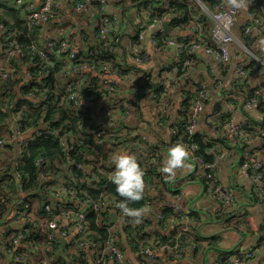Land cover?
<instances>
[{"label": "built area", "instance_id": "obj_1", "mask_svg": "<svg viewBox=\"0 0 264 264\" xmlns=\"http://www.w3.org/2000/svg\"><path fill=\"white\" fill-rule=\"evenodd\" d=\"M118 1V0H112ZM198 4L199 1L195 0ZM109 0H77L73 6L75 13L86 9L95 11L97 23L94 29L95 39L98 47L104 44H118L119 38L115 30L119 29V17L107 12ZM63 0H43L38 6L28 0H14V5L21 8L22 16L27 27L25 37L29 38L27 46H22L20 42L21 33L4 25L0 22V48L8 68L0 71V90L6 91L10 85H16L21 88L29 86L32 75L30 73V60L36 58L37 64H48L49 57L65 59L70 63V67L63 73L60 86L63 89L66 100L71 110L84 117L88 108L82 106V102L92 104L96 102L93 94H86L80 89L84 78V71H91L98 76V83L104 96H110L116 93L121 84L108 78L109 68L105 64H96L85 61L80 55L83 46L73 47L70 39L62 37L59 40H42L40 28L46 25L58 14ZM166 5V4H165ZM247 21L241 29V34L252 35L256 39L264 37V4L261 6L259 14L252 11L248 2ZM239 10L226 7V0H215L213 10L209 14L210 28L206 32L199 19L193 21L183 30H177L173 35L165 38L164 45L166 50L174 51L179 57L172 66L167 65L165 70L173 72L168 77V85L178 97L179 104L186 102L188 107L182 111L186 116L185 125L181 127L180 136L179 123L171 125L168 128L167 146L174 144H184L191 153L188 158L192 166V173L201 178L204 184V190L213 201V213L222 215L228 212L238 200L236 192L221 184L217 168L222 159H228L233 152L239 159L233 161L236 169L253 185L257 199L254 203L244 207L245 220L250 231L260 233V244L246 249L233 248L228 251L219 252L212 264H245L254 258L258 251L264 246V231H261V225L264 224V86H257L249 89L244 94H234L232 89L237 86L243 91L248 86L249 74L247 69L241 64H236L233 68L235 81L230 87L224 88L219 73L208 67L209 84H205L196 79L190 67L192 60L198 59L197 52L203 51L218 67L226 68L230 62L231 56L236 55V47L247 51L241 44L236 46L233 31L237 28L236 16ZM144 21V27L139 30L136 37L130 40L128 44L127 55L136 65L144 66L149 63V55L141 51L142 45L148 38L149 43L156 45V38L164 35L161 28L162 23L167 22L168 15L158 17L153 11L144 9L141 13ZM152 29L150 36L148 32ZM236 46V47H235ZM126 56V55H125ZM18 61L10 62V61ZM251 60L261 65L264 70V50L258 54H251ZM24 64V68L20 66ZM129 73V72H127ZM125 73V76L126 74ZM129 77V75H128ZM18 82V83H17ZM123 88V83H122ZM135 89V92L139 91ZM3 91H1L3 93ZM188 92L192 93L190 95ZM46 97L42 96V100ZM156 101V97H153ZM219 104L220 109L215 117L217 127L220 129L225 140L231 142V147L210 144L201 134L199 129L200 117L206 107L211 102ZM158 112L162 120L170 119L171 110L175 104L174 96L165 97V99L156 101ZM237 104L244 111L250 112V106L255 105L259 119H248L247 117L236 120L233 105ZM130 106L122 105V115H128ZM8 132L5 138L0 140V147L12 146L16 139L26 133H33L27 140L18 142V153L21 152V146L26 142H35L37 137L46 129L44 125H36L24 128L22 120L17 115H11L8 123ZM98 128L92 132L93 139L101 149L111 151L113 155L118 153L115 142L119 139H127L130 144L150 146V142L143 134H137L136 138H129L125 123L116 124L115 114L107 115L100 121ZM196 136H200L205 146V155L199 153V145L196 142ZM229 149H233L232 151ZM131 154V153H130ZM233 159V158H232ZM13 166L16 162L13 160ZM40 161L36 160L39 166ZM3 170L0 169V178H3V184L0 183V223L2 220L1 205L4 197L8 195V188L11 185V178L18 177L15 172L13 176H3ZM40 178L44 175L39 173ZM47 197L51 202H43L38 206L35 198L22 197V201L14 208L12 222L15 232L7 241L5 250L11 256V264H26L23 254L20 252L21 243H26L25 234L35 230L40 232L42 241L45 245V251L48 253L42 256L38 264H56V256L50 253L57 246L58 238L55 231L61 222H67V225L61 227L59 237L64 238L70 232L73 233V239L70 243L69 253L77 255L78 251L89 248L93 251L94 257L91 264H131L126 259L124 252L119 248L116 227L114 223L108 221V210L112 209L118 215L122 225H130L135 222L134 218L125 215L116 205L118 201L106 194H100L97 199L86 200L77 199L74 207H60L57 200L60 197V190H46ZM143 214L149 212L150 204L146 203L143 207ZM163 209H169L173 213L175 220L179 221V228L171 235L163 238L155 246H144L138 250L135 264H156L157 255L161 254L165 259L178 260L186 254L195 251V244L185 238L188 227L191 223L197 221V217L187 212L182 206L176 203H166ZM93 213L96 224L104 228L105 236L103 238L92 239L87 215ZM162 218V215H158ZM110 220V219H109ZM37 221V222H36ZM71 249V250H70Z\"/></svg>", "mask_w": 264, "mask_h": 264}, {"label": "crops", "instance_id": "obj_2", "mask_svg": "<svg viewBox=\"0 0 264 264\" xmlns=\"http://www.w3.org/2000/svg\"><path fill=\"white\" fill-rule=\"evenodd\" d=\"M28 1L32 2L34 6H38L43 0ZM76 1L77 0H63L58 14L56 13L49 23L40 28V35L42 40H59L62 37H67L70 39V43L73 47L79 48L83 46L81 55L88 57L91 50H98L100 48L98 47V42L94 35L97 15L95 11L91 9L75 13L73 11V6ZM198 1L199 4L195 2L200 8V11L206 14L209 19V14L212 12L213 6L210 5L208 1L206 3L201 2V0ZM256 1L260 0H254V8L252 11L259 14L261 13L260 10L261 6L264 4V0H262V4H256ZM4 2L9 6L12 5L16 9H19V14L23 19L21 8L14 5V0H4ZM248 2L251 5L252 2L250 0H248ZM107 12L120 19L119 29L117 31L115 30L119 38V43L117 46L108 49L114 56V59H110L103 63H107L106 65L109 68L108 78L117 80L121 84V88L113 95L104 96L98 83V76L91 71H84L86 77L80 85V89L86 94H93L96 97V102L92 104L82 102V106L88 108L87 112L92 116L93 124L99 123L107 115L115 114L116 124L125 123L129 138H136L137 134L145 135L150 142V146L133 145L130 144V141L125 139L119 142L120 145L117 147V151H127L135 155L137 163L142 161L146 164V167H148L149 163L150 165H154V171L162 178V181L159 179L155 181L154 187L147 189L149 191L148 196L151 199L149 203L150 208L149 212L145 213L140 218L138 226L136 225V235L131 234L129 238H125L122 231V222L118 218V215L114 210H108L109 219H113V214L115 213V218L113 219L114 226L120 237L119 241L123 244V251L126 259L131 264H135L139 249L143 246H155L159 241L173 234L179 228L180 223L175 220L173 216L165 215L161 219L157 217L163 209L162 206L171 202L182 206L187 212L193 213L197 217V221L189 225L188 231L185 234V238L192 241L196 248L194 252H188L185 257L178 260L165 259L161 254H158L156 264H212L219 252L228 251L233 248L246 249L257 246L260 244V233L248 229L244 213V207L254 203L257 199V194L255 193L253 185L236 169L233 163V161L239 159L238 155L231 152L230 157L228 159H222L217 168L221 184L233 189L238 197V200L232 208L222 215H215L213 213V201L205 192L202 179L196 177L192 173V166L188 161H186L184 167L176 171L171 179H166L165 174L161 173L160 164L169 148L167 146L168 128L174 123L181 122L183 116L181 104L178 103L179 99L175 97V93L172 92V88L168 85V77H170L173 72H169V70H165L164 68L167 65L172 66L173 63L179 60V57L174 51L166 50V48L160 50L156 48L155 45L152 46L148 38H146L141 51L149 55V63L144 66L136 65L133 63V60L129 58L127 52L131 36H133L137 28L143 24L141 12L139 13L135 7L129 5L125 0H120V2L119 0H109ZM247 18V11L243 13L239 11L236 16L237 28L233 31L236 46L242 44L247 51L242 52V50L235 46L236 55L231 56L230 62L226 68L218 67L203 53V51H198V59L196 61L194 59L192 60L191 64L193 65L189 69L196 79L205 84H209L206 69L211 67L219 73L224 88H228L231 83L235 81L233 75L234 66L236 64H241L247 69L249 74L248 86L245 87L243 91L241 88L235 86L232 91L238 90L244 94L249 89L257 86H264V70L261 68L262 66L251 60V54H258L260 51L264 50V48L258 46L259 40L254 38V36L251 35L245 38L247 36H242L241 34V29L247 21ZM9 23H11V21H9ZM176 31L177 29L170 30L171 35ZM123 57L125 61H123ZM112 62H114L116 66H113L111 64ZM8 66V62H6L0 48V71L7 70ZM20 66H22V68L25 67L24 64H20ZM130 67L139 69L140 74H137L133 69L129 70V73L125 76L123 71ZM133 87L136 88L139 93L135 92ZM155 87H159L160 90L157 94L155 92ZM138 88H141V90ZM171 94L174 96L175 104L171 110L170 119L164 121L159 115L156 101L165 99V97ZM16 96L19 97L20 94L16 93ZM153 97H156V101ZM215 103L216 102L212 101L206 107L204 113L200 117L198 131L201 132L209 143L216 141L219 145L230 148L231 142L224 139L220 129L216 125L215 117L218 111L213 113ZM124 104L130 106L128 115L121 114L122 105ZM11 106H13V104ZM232 107L236 120L244 117L246 118L247 116L248 119H258L256 116L250 114V112L241 109L237 104H234ZM218 109H220V106ZM255 112L257 114V111ZM10 119L11 116L9 120H6L5 124H8ZM8 125L0 127V140L5 138L9 129ZM32 134L33 133L29 132L19 136L15 140L16 143L12 146H3L5 150L0 147V163L3 164L1 165L2 172L4 173L3 176H13V160L19 159L18 142L24 139L27 140ZM220 140H223V142ZM104 150L108 154L110 160L111 151L109 148ZM229 150L232 151L233 149ZM9 157L11 158L9 159ZM3 178L4 177L0 178L1 184H3ZM48 179H50V176ZM16 182L17 179L14 177L11 186L7 190L8 195L4 197L5 199L1 205V243H3L4 240L7 242L17 228L12 222L13 210L22 201V197L25 193L22 192L19 187L17 193L13 190L12 185ZM59 182L60 181H58V184ZM40 205L41 203H38V206ZM64 225H67V222H61L58 229L55 231L58 241L61 238L59 237L60 229ZM240 225L242 226L243 233L239 229ZM260 228L264 230V224H262ZM30 233L31 232L28 231L25 234L26 243H21L19 249L23 254L26 264H38L42 256L48 253L45 251V245L42 241L40 232L35 230L31 236ZM221 233L225 234L227 237L219 242L220 246L215 247L212 242L220 237ZM141 236H144V238L139 239ZM72 239L73 233L70 232L66 237L61 238L59 247H54L50 253H53L55 256L60 255L66 264H91L94 257L91 249H82L80 255L76 259L69 253ZM3 247V245L0 247V264H11V256L6 253L5 247ZM56 264L61 263L57 261ZM106 264L112 263L107 262ZM245 264H264V246L253 259L247 261Z\"/></svg>", "mask_w": 264, "mask_h": 264}, {"label": "trees", "instance_id": "obj_3", "mask_svg": "<svg viewBox=\"0 0 264 264\" xmlns=\"http://www.w3.org/2000/svg\"><path fill=\"white\" fill-rule=\"evenodd\" d=\"M125 1L135 7L139 13H142L144 9H148L153 11V14L158 17L168 15L167 22L171 31L175 29L183 30L197 19L200 20L206 32L210 28V20L206 14L200 11L194 0ZM207 1L213 6L215 0H201L204 3ZM250 1L252 2L251 7L254 8V0ZM260 1H256V4H262V0ZM0 22L20 32L22 34L20 37L21 45H28V41L32 36L29 34V38L25 37L27 27L19 14V9H16L12 5H7L4 0H0ZM143 27L144 21L138 28L136 27L135 34L131 36L132 40ZM242 36H247L245 38H248L251 35L242 34ZM166 37H168V34L164 33V35L156 38V48L164 50V40ZM115 46H117V43L114 45L104 44L98 50H91L88 57L84 55L80 56L87 62L106 65L107 63L103 62L114 59V56L108 49ZM123 61H125L124 57ZM10 62L18 63L17 60ZM111 64L116 66L114 62ZM70 65L65 59L53 56L49 57L48 64L40 66L37 64L36 58L31 59L30 73L32 79L29 86L21 88L12 84L6 91L1 89L3 93L0 92V127L8 125L5 122L9 120L11 115H17L22 120L24 128L36 125L47 127L37 137L35 142H27L21 146L19 159H15L17 165L13 170L14 173L18 174L19 178H16L17 182L12 185V188L17 193L19 187L25 193L24 197L26 199L35 198L39 204L51 202L46 194L47 189L60 190L61 200L60 197L57 200L60 207H74V202L77 199L94 200L100 194L110 195L117 201H120L123 198L116 193L115 186L110 179L115 170L112 156L110 154L109 160L108 154L97 145L92 136V132L98 128L99 124H93L92 116L89 113H86L83 118L74 113L60 86L62 75ZM133 69L137 74H140L139 69L134 67L126 69L123 71V74ZM155 90L156 94L160 91L159 87H155ZM16 93L20 94V96L17 97ZM188 93L192 95V93ZM232 93L239 94L241 92L234 90ZM42 96H45L46 99L42 100ZM12 104L13 106H11ZM187 107L186 102L181 104V109H185V113ZM262 110L264 111V107H262ZM182 115V120L179 122L180 134L178 136L181 135V127L186 122V116ZM120 140L124 141L125 139ZM220 141L223 142V140ZM196 142L199 145V153L205 155V146L200 136H196ZM210 144L219 145L216 141ZM119 145L120 143L116 141L115 146ZM36 160L40 161L39 166L36 165ZM77 162L81 163L77 164ZM138 165L144 172L145 190L141 200L128 202V207L130 208H141L146 203H150L151 199L148 196L149 191L147 189L154 187L156 180L162 181V178L154 171V165H150L149 163L148 167H146V164L142 161H139ZM39 173L43 174L44 178H40ZM49 176L50 179H48ZM13 179L14 177L11 178V183ZM58 181H60L59 184ZM160 215H162V218L165 215L174 216L169 209H162ZM87 220L92 231L91 238H103L105 230L96 224L93 213L87 215ZM108 221H110L109 217ZM136 225L138 226L137 222L130 225H122L125 238H129L131 234H137ZM261 231L264 230L261 229ZM116 234L118 236V233ZM31 235L32 233H30ZM118 238L120 237L118 236ZM142 238L144 236H141L139 239ZM6 244L5 240L3 243L0 241V247L1 245L6 247ZM59 245V242H57V246L55 247H59ZM118 246L123 251V244L120 241H118ZM80 253L81 251H78L77 255H71L76 259ZM56 260L61 264H66L60 255L56 256Z\"/></svg>", "mask_w": 264, "mask_h": 264}, {"label": "clouds", "instance_id": "obj_4", "mask_svg": "<svg viewBox=\"0 0 264 264\" xmlns=\"http://www.w3.org/2000/svg\"><path fill=\"white\" fill-rule=\"evenodd\" d=\"M248 6V0H226V7L239 10L242 13L247 11ZM258 46L264 48V37L259 39ZM250 114L258 119L261 118L255 112V105L250 106ZM190 155L191 153L184 144L172 145L161 161V173L165 174L166 179H171L178 169L186 165ZM113 163L115 170L110 179L115 186L116 193L123 198L118 201L116 206L138 223L145 210L143 208H130L128 202L139 201L143 198L145 190L144 172L138 165L135 155L127 151L114 154Z\"/></svg>", "mask_w": 264, "mask_h": 264}, {"label": "water", "instance_id": "obj_5", "mask_svg": "<svg viewBox=\"0 0 264 264\" xmlns=\"http://www.w3.org/2000/svg\"><path fill=\"white\" fill-rule=\"evenodd\" d=\"M161 28H162V30H163L165 33H167L168 35H171V33H170V27H169V23H168V22H164V23H162ZM151 32H152V29L148 32V35H147L148 37L150 36ZM218 108H219V104H218V103H215V105H214V107H213V113L216 112V111H218ZM120 141H121V140H119L118 143H119ZM80 163H81V162H77V164H80ZM114 218H115V213L113 214V219H114ZM113 219L110 218L111 223H114ZM60 240H61V238L59 239V241H60Z\"/></svg>", "mask_w": 264, "mask_h": 264}, {"label": "rangeland", "instance_id": "obj_6", "mask_svg": "<svg viewBox=\"0 0 264 264\" xmlns=\"http://www.w3.org/2000/svg\"><path fill=\"white\" fill-rule=\"evenodd\" d=\"M263 126H264V121H263ZM3 148H4V147H2L1 149H3ZM3 150H5V149H3ZM10 158H11V157H9V159H10ZM1 165H3V164L0 163V169L2 168ZM239 229H240V231L243 233V231H242V226H241V225L239 226ZM225 237H227V236H226L225 234L221 233V234H220V237H218L215 241H213L212 244H213L215 247L220 246V243H219V242L223 241V239H224Z\"/></svg>", "mask_w": 264, "mask_h": 264}]
</instances>
